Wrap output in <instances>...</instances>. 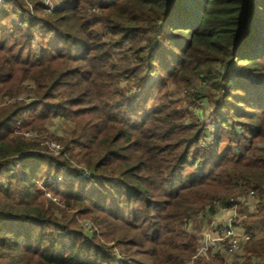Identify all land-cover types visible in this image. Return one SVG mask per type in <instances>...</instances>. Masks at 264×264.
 Segmentation results:
<instances>
[{
	"label": "trees",
	"instance_id": "1",
	"mask_svg": "<svg viewBox=\"0 0 264 264\" xmlns=\"http://www.w3.org/2000/svg\"><path fill=\"white\" fill-rule=\"evenodd\" d=\"M14 1L0 5V97L26 100L0 104V264H185L193 212L250 190L241 264H264V0ZM205 88L217 126L201 147L190 108ZM34 130L60 143L56 156L22 134ZM209 257L195 262L227 264Z\"/></svg>",
	"mask_w": 264,
	"mask_h": 264
},
{
	"label": "rangeland",
	"instance_id": "2",
	"mask_svg": "<svg viewBox=\"0 0 264 264\" xmlns=\"http://www.w3.org/2000/svg\"><path fill=\"white\" fill-rule=\"evenodd\" d=\"M16 1L20 2L19 4L23 3L24 6H25V9L29 10L28 12H30V10H32V8H33L32 4L35 3L36 1L42 2V4L46 8V11H50V9H52L53 7L60 6L62 4L63 0H16ZM3 2H4V0H0V5L3 4ZM15 4L16 3H15L14 0H9L8 7H13ZM24 6L21 7L20 10H23L22 8H24ZM33 44H34V46H36L37 45V41H35V43H33ZM260 63L262 64V62H260ZM263 68H264V62H263ZM252 75H249V76L253 77ZM151 77L153 79H155V78L158 77V74H154L153 73V74H151ZM191 89L194 91V88H191ZM170 90L173 92L174 98H182L186 94V91H184L183 89H175L172 85H171ZM201 91L204 92L203 96L200 97L199 99H196L195 100L196 105L192 106L190 109H191V111H193V113L196 116V118L198 120H200V122L206 128L207 135H203L202 136V138L199 140V144H200L201 147H207L209 145H213L214 142H215V138H214V142L209 140V138H211L212 136H214L216 134V128L215 127L217 126V123L215 122V119H214L213 107H215V105H216V102L218 100L217 99L218 96H217V94H215V92H213L212 94H209L207 88H205L204 90H201ZM23 97H25V100H26V93L21 94V95L12 96L9 99H5V98L0 97V104L8 103V102H10L12 100H17V99L19 100V99H21ZM31 99L32 98H30V100ZM50 122H52V123H50ZM50 122H49L50 123V127L54 128L56 130L54 132V135L55 134L57 135L60 132L61 133L63 132V134L66 133L67 128L69 126V123L62 122L61 120H56V119H54V121H50ZM22 134L24 136H26V137H31V138L35 139L37 141L38 145H39V151L42 152V153H47V154H49L51 156H56L59 153L60 149H61L60 143L58 141H55V140H52V139L49 138V136L51 135L49 132L46 133V134H44V133L41 134L37 130H34V131H31V132L23 131ZM242 137H244V138L240 139L241 147H243L244 144L248 140V138H247L248 136H246L245 133H244V135ZM261 150H263V152H264V141H256L254 151L259 152ZM188 159L191 161L192 157H189ZM197 161L198 160L196 159V162ZM189 168H190L189 170L191 172H194V173H195V171L198 172V173L201 171V168L199 167V164H195V162H193V164H191V166ZM79 174H80V177H83V175H85L84 177H90L91 176L90 172H84L83 171V173H79ZM53 176H55V174H53ZM66 177H67V173H62L61 175L58 174L56 179L60 180V181H67ZM52 181H53V179L49 178L46 181V183L49 184ZM37 183H38L39 186H41V187L43 186L41 180H38ZM78 186H79V184H76L75 187L77 188ZM246 195H247V193L235 196L232 199L231 203L235 202V200H239L240 198L245 197ZM44 197L47 198V199H51L55 203L58 202V197L55 196L54 193L52 191H50V190H46L44 192ZM255 200H259V199L256 198ZM219 205H222V204L218 200L213 199L209 203H207L205 208L199 209L198 211L193 212V214L188 218L187 227L186 228H187L188 231L193 232V234L196 237L195 254L197 253V247H200V244H201L202 240L205 238V236L213 235V233H215L216 230L218 229L219 224L218 225L214 224L215 223V218L214 217L213 218H209V217H210L211 208H217V207H219ZM239 206H240L239 203H236V210H238ZM255 206L257 207V202H256ZM246 209L247 208H245L243 212L242 211L240 212L241 213L240 214L241 217L244 216L245 212H247ZM68 211H70L72 213H77L76 209H70ZM206 215H207V217H206ZM246 215H248V213H246L245 216ZM75 218H76V221L78 222L80 228L81 227H85V228L89 229L90 231H92L93 233L98 234V229L96 228V223H94L91 220V218H89V216L76 215ZM100 240H102V239H100ZM114 249H115V252L117 253L118 248H116L114 246ZM209 252L207 253V256H206L207 258L203 257L204 259L209 260L208 259ZM215 252L220 254V256L223 258L224 262H226L227 264H230V263L235 262V261H237L239 264L242 263V261L235 260L234 257L229 256V254L226 252L225 248H223L219 244L215 248V251L212 252L211 254L215 255ZM220 252L224 253V254H221ZM243 252H244V259H245V257L247 255L245 254L244 246H243ZM227 256L231 257V258H229L228 261L225 260V258ZM190 259H188L185 264H188ZM194 264H196V262Z\"/></svg>",
	"mask_w": 264,
	"mask_h": 264
},
{
	"label": "built area",
	"instance_id": "3",
	"mask_svg": "<svg viewBox=\"0 0 264 264\" xmlns=\"http://www.w3.org/2000/svg\"><path fill=\"white\" fill-rule=\"evenodd\" d=\"M209 140L214 142L213 136ZM245 197L255 198L256 195L254 191L250 190ZM239 200H235L231 205H219V208L222 210H230V215L222 224H219L218 229L213 235L205 236L200 247H197V253L190 259L188 264H194L197 257H206L209 251V254L214 252L218 244L225 248L229 256L234 257L235 260H244L243 245L252 236L241 226V220L244 216L241 217L238 210H236V203ZM262 200L264 201V196ZM255 201L258 206V200ZM256 208L254 205L252 211L254 212Z\"/></svg>",
	"mask_w": 264,
	"mask_h": 264
},
{
	"label": "crops",
	"instance_id": "4",
	"mask_svg": "<svg viewBox=\"0 0 264 264\" xmlns=\"http://www.w3.org/2000/svg\"><path fill=\"white\" fill-rule=\"evenodd\" d=\"M239 203V208H238V212L240 213L241 211L243 212L245 208L248 214L252 213V209L254 207V205H256V201H255V198H250V197H243L241 200L237 201ZM241 214V213H240ZM244 214V216H245ZM230 215V211L229 210H222L220 209L219 207L217 208H212L211 211H210V217L209 218H215V223L214 224H222L226 218ZM207 217V215H206ZM204 218V217H203ZM221 253V252H220ZM221 254H224V253H221ZM229 256H227L225 258V260H229ZM232 260V259H231ZM231 262V261H230Z\"/></svg>",
	"mask_w": 264,
	"mask_h": 264
}]
</instances>
